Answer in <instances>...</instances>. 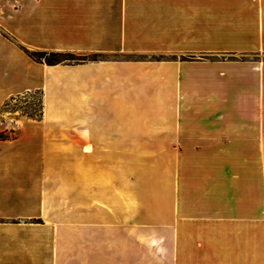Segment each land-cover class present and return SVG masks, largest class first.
Masks as SVG:
<instances>
[{"label":"crops","instance_id":"0c3cea01","mask_svg":"<svg viewBox=\"0 0 264 264\" xmlns=\"http://www.w3.org/2000/svg\"><path fill=\"white\" fill-rule=\"evenodd\" d=\"M146 6L0 0V264H264V0Z\"/></svg>","mask_w":264,"mask_h":264},{"label":"rangeland","instance_id":"374dc122","mask_svg":"<svg viewBox=\"0 0 264 264\" xmlns=\"http://www.w3.org/2000/svg\"><path fill=\"white\" fill-rule=\"evenodd\" d=\"M124 1L126 4L128 3L130 4L133 0H124ZM136 1L140 2V4L145 7L146 5H149V4L162 5L164 0H136ZM141 19L142 21L144 20L143 18ZM142 23H143L142 32H141V37H140L141 53L140 55L135 56L134 58L126 57L125 59L126 60L135 59L136 61H140L142 63H147V64H161L166 59V56L163 52L164 51L163 43L161 41L154 42L153 40H151L150 29L148 28L147 30H144L146 28V25H144V22ZM126 24H129V22L126 21ZM159 24H162V23L159 22ZM160 37L163 40V35H161ZM47 56L42 58L41 62L46 63L45 62L46 59H50V57H47ZM189 57L190 56H184L181 58L187 59ZM102 59L106 60V57L103 58L102 56L100 57L99 55H93L91 53L85 54V53H66V52L63 53L61 52V56L58 58L59 63L56 65H80V64H84L87 61H100ZM41 101L43 102V98L40 94L33 93V94H27L25 96L19 97L15 99L14 101L10 102L8 104V107L1 111L0 120H4V118L6 117H11L13 121L20 120L22 118L28 119L26 114L34 113L35 111L34 109L39 108ZM11 130L12 131L6 132L7 136L9 137H15L19 132L15 127Z\"/></svg>","mask_w":264,"mask_h":264},{"label":"trees","instance_id":"16d2710c","mask_svg":"<svg viewBox=\"0 0 264 264\" xmlns=\"http://www.w3.org/2000/svg\"><path fill=\"white\" fill-rule=\"evenodd\" d=\"M48 55V56H47ZM50 57V59H46V64L47 65H56L59 63V60L58 58L61 56V53H33L31 54V57L36 60V61H41L42 58L44 57ZM28 94H33V93H28ZM34 94H40L42 96V92H34ZM27 95V94H26ZM20 96H17V97H12L9 101H7L5 103V105L3 106L2 110L7 108L8 107V104L12 101H14L15 99L19 98ZM22 97V96H21ZM34 113H31V114H26L27 115V118L28 119H31V120H35V121H39L42 119L43 117V102L41 101L40 102V105H39V108L37 109H34ZM13 133V132H11ZM11 138H14V137H9L7 136V134L5 132H2L0 133V141L1 140H8V139H11Z\"/></svg>","mask_w":264,"mask_h":264}]
</instances>
